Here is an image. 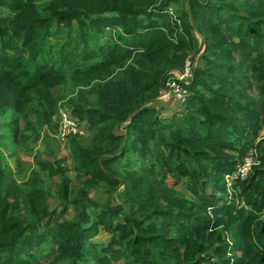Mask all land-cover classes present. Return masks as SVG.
I'll return each mask as SVG.
<instances>
[{"label":"trees","instance_id":"obj_1","mask_svg":"<svg viewBox=\"0 0 264 264\" xmlns=\"http://www.w3.org/2000/svg\"><path fill=\"white\" fill-rule=\"evenodd\" d=\"M243 1L0 0V116L15 144L34 154L62 109L90 133L69 139L75 182L65 159L37 155L40 173L20 182L22 159L0 155V264H264V0ZM189 58L185 110L161 114ZM68 85L61 109L54 90ZM43 173L60 179L53 208Z\"/></svg>","mask_w":264,"mask_h":264},{"label":"rangeland","instance_id":"obj_2","mask_svg":"<svg viewBox=\"0 0 264 264\" xmlns=\"http://www.w3.org/2000/svg\"><path fill=\"white\" fill-rule=\"evenodd\" d=\"M237 3L244 2L243 0H235ZM175 13H179L182 9H184L185 5L183 2L180 4L174 5ZM102 42V41H100ZM200 66L203 65L201 60H199ZM56 96H59V108L62 109L64 105L68 102L70 95L74 94V89L68 86H60L54 90ZM171 98V97H170ZM157 107L161 111V114L166 112H170V114L180 115L183 113L185 108L181 105V103L171 98L170 100H163L157 102ZM53 124L59 123L58 114L53 119ZM90 135L87 132L84 136L83 141H86L88 136ZM42 138L44 140H40L37 144H31V149L34 150V154L28 155L24 154L20 151L19 146H17L13 140V135L10 128V120L8 118H4L0 116V155H2L5 159V162L15 167L16 158H11L10 155L16 153L18 157H20L23 161V174L18 176V180L20 182L26 181L29 176H31L34 172H39L40 169L36 165L34 160V155H37L41 160L53 161L57 159H65L66 166L70 169L69 176L72 181L76 180V172L74 171V163L71 158L70 153V142L69 140L65 143H62L59 139H57L56 132L53 133L50 129L45 128L42 131ZM42 179L44 180L46 188L50 191L53 196L52 208L56 205V200L54 196H56V185L59 183V178H50L47 174H41ZM177 188L181 191H185V187L180 185ZM92 199L97 203H105L108 200V195L100 190L90 191ZM76 217L75 210L73 208L70 209V212L67 215L68 219H74ZM109 239V236L106 233L100 234L93 241L97 244H105Z\"/></svg>","mask_w":264,"mask_h":264},{"label":"built area","instance_id":"obj_3","mask_svg":"<svg viewBox=\"0 0 264 264\" xmlns=\"http://www.w3.org/2000/svg\"><path fill=\"white\" fill-rule=\"evenodd\" d=\"M169 13L175 19L177 14L174 8H169ZM193 77V63L191 59H187L184 68L181 71L172 72L167 80L166 87L172 93V97L177 102L185 105L187 98V91L185 89V84L189 82ZM59 123L57 130V139L62 143L67 142L70 138L75 136H84L87 133L84 123H79L77 120L73 119L69 112L62 109L59 114ZM255 165L254 153H250L246 156L244 161L238 165L237 169L226 176L227 186L232 189L233 185L237 181L245 180Z\"/></svg>","mask_w":264,"mask_h":264}]
</instances>
